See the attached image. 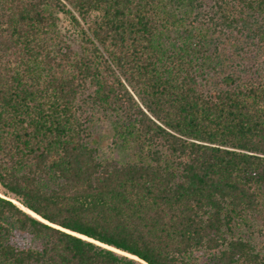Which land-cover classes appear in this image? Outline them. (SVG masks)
I'll list each match as a JSON object with an SVG mask.
<instances>
[{"label":"trees","instance_id":"1","mask_svg":"<svg viewBox=\"0 0 264 264\" xmlns=\"http://www.w3.org/2000/svg\"><path fill=\"white\" fill-rule=\"evenodd\" d=\"M0 189V264H264V0H0Z\"/></svg>","mask_w":264,"mask_h":264},{"label":"rangeland","instance_id":"2","mask_svg":"<svg viewBox=\"0 0 264 264\" xmlns=\"http://www.w3.org/2000/svg\"><path fill=\"white\" fill-rule=\"evenodd\" d=\"M62 27L67 33L70 35L72 33L71 28L69 27L68 23L65 22V20H62ZM241 47H244V49L247 52V56L249 55L248 53L251 52V50L254 48L247 46V43L243 41V44L240 45ZM234 45L232 43H226L223 48H225V54L228 55H233L232 57L235 58V50L236 48H233ZM236 47V46H235ZM239 50V49H238ZM238 50H236V53L238 54ZM256 50V49H255ZM256 52L254 51V54ZM244 55V56H246ZM232 63V62H231ZM230 63V64H231ZM245 64H250V60H246ZM91 143L98 149L99 156L102 158H115L118 159L122 162L126 160V155L124 154L120 149L115 147L112 143V129L109 125V123L105 122H99V123H94L91 125ZM1 190V189H0ZM1 193V191H0Z\"/></svg>","mask_w":264,"mask_h":264},{"label":"bare ground","instance_id":"3","mask_svg":"<svg viewBox=\"0 0 264 264\" xmlns=\"http://www.w3.org/2000/svg\"><path fill=\"white\" fill-rule=\"evenodd\" d=\"M0 195H1V193H0ZM29 212V211H28ZM31 213V212H30ZM32 215H34L33 213H31ZM112 249V248H111ZM115 251V250H114ZM116 252H119V251H116ZM129 256V255H128ZM134 258L133 256H130V258ZM134 259H136V258H134Z\"/></svg>","mask_w":264,"mask_h":264},{"label":"water","instance_id":"4","mask_svg":"<svg viewBox=\"0 0 264 264\" xmlns=\"http://www.w3.org/2000/svg\"><path fill=\"white\" fill-rule=\"evenodd\" d=\"M34 217H36L35 215H33ZM119 253V252H118ZM123 255H125V254H123Z\"/></svg>","mask_w":264,"mask_h":264}]
</instances>
